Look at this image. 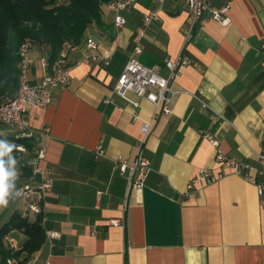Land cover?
Returning <instances> with one entry per match:
<instances>
[{"label":"crops","instance_id":"0c3cea01","mask_svg":"<svg viewBox=\"0 0 264 264\" xmlns=\"http://www.w3.org/2000/svg\"><path fill=\"white\" fill-rule=\"evenodd\" d=\"M209 3L228 7L231 23L222 25L207 9L206 21L187 43L185 0L161 5L139 0L124 12V26L117 27L114 13L103 8L101 23L88 28L79 46L67 48L69 84L53 89L47 108H29L34 129L51 128L42 166L53 181L43 198L47 239L29 264H264V194L242 174L223 168L201 132L212 133L224 153L264 168L258 158L264 151V0ZM154 10L160 19L138 42L143 15ZM90 37L110 58L109 65L79 64ZM137 44L141 61L162 75H168L167 57L190 62L175 82L180 93L172 112L153 124L143 147L152 170L143 189L131 193L124 212L128 179L114 161L118 155L134 161L141 125L156 110L145 97L130 94L140 103L134 108L113 91ZM31 54L30 82L37 83L46 73L42 59L49 58V49L35 45ZM138 110L140 119L134 120ZM99 146L104 155L97 157ZM202 167L225 174L203 188L188 189ZM40 182L39 175L33 185ZM98 191H103L100 207ZM9 208H0V225L13 211ZM124 215V225L110 224ZM49 231L60 236L52 238ZM9 239L17 246L25 236L13 232ZM5 263L0 253V264Z\"/></svg>","mask_w":264,"mask_h":264},{"label":"built area","instance_id":"2783aa9c","mask_svg":"<svg viewBox=\"0 0 264 264\" xmlns=\"http://www.w3.org/2000/svg\"><path fill=\"white\" fill-rule=\"evenodd\" d=\"M55 5L65 4L69 0H46ZM139 0H104L103 8L114 13V22L117 27H122L126 24L127 19L124 12L130 11ZM190 10V24L184 30L185 42H189L194 37L195 29L206 21L205 12L210 9L213 19L220 22L222 25H229L231 17L228 14V7L213 8L210 6L209 0H185ZM161 5L164 0H156ZM160 19L158 10L146 12L143 15L142 27L139 30V38L146 35L151 29L153 22ZM34 44L30 40H25L20 48V75L19 87L15 97L9 102L0 106V129L5 135L11 137L6 140L11 145H14L12 150H15L23 159L28 154V148L23 139L30 140L34 143V152L30 157L29 162L32 168L31 177L16 190L20 191V196L16 197L22 200L26 210L34 214H42L44 221V205L43 198L45 193L53 186V181L49 170L42 166V161L47 157V146L45 139L50 135V126L44 125L41 129H34L31 124V116L29 108L33 107L36 110H42L48 107L52 99L53 89L56 87L67 86L71 80L72 66L68 63L67 49L60 52L59 57L51 62L48 57L42 59V66L46 73L37 83L30 82L31 67L34 64V57L31 54ZM100 45L96 39L90 37L86 40L82 50L80 63H103L110 64V58L99 50ZM264 50V44L262 45ZM143 52L140 44H137L132 52V55L121 73L113 91L127 100L134 108H138L140 103L133 99L130 94H134L139 98L145 97L150 100L156 110L151 119L144 120L141 125L143 139L138 144V153L132 163L124 155H118L115 158V168L119 173L128 179V193L124 201V212L127 210L129 197L132 192L140 191L146 184L148 176L152 170L149 159L143 155V147L150 136L153 124L160 115H167L172 112L173 101L180 93V90L175 87L176 80L180 77L182 67L190 61L187 57L181 56L178 59H165V67L168 70V75H162L158 67L148 66L143 63L140 56ZM264 68V60L262 62ZM134 120L140 119L139 110L133 114ZM210 143L216 148L215 160L225 169L232 173L242 174L243 177L254 183L260 194H264V168L260 169L255 165L239 159L236 156L224 153L218 144L217 138L207 130L201 131ZM95 154L97 157L104 155L103 146H99ZM259 162L264 167V151L258 154ZM225 172L218 174L211 173L209 168L202 167L192 177L188 184V189H193L197 186L203 188L207 185L217 182L224 176ZM41 176V182L38 187L33 185L37 176ZM39 199L35 200V195ZM103 197V191H98L96 196V207H100ZM11 199V198H10ZM9 199V200H10ZM125 214V213H124ZM126 215L123 218L111 219L112 225H124ZM50 237H59L60 234L49 231ZM5 264H16L13 259L8 258ZM46 264H50L47 262Z\"/></svg>","mask_w":264,"mask_h":264},{"label":"trees","instance_id":"16d2710c","mask_svg":"<svg viewBox=\"0 0 264 264\" xmlns=\"http://www.w3.org/2000/svg\"><path fill=\"white\" fill-rule=\"evenodd\" d=\"M104 0H69L55 5L46 0H0V106L12 100L19 87V51L25 40L34 46L49 49V60L54 62L63 49L79 46L88 28L101 23ZM0 129V141L10 139ZM28 148V160L22 168L20 180L27 182L32 168L29 162L34 152V143L23 139ZM20 155L12 150L3 157ZM8 167V166H7ZM24 173V174H23ZM24 182V183H25ZM31 212H22L17 206L9 218L0 225V253L4 259H13L16 264H29L42 249L47 239L42 214L30 217ZM19 232L25 236L22 243L14 246L9 236Z\"/></svg>","mask_w":264,"mask_h":264},{"label":"clouds","instance_id":"9594fccd","mask_svg":"<svg viewBox=\"0 0 264 264\" xmlns=\"http://www.w3.org/2000/svg\"><path fill=\"white\" fill-rule=\"evenodd\" d=\"M14 145L8 142L0 141V208L8 205L10 198L20 196V191L16 190L15 181L18 178V173L15 170L16 161L9 157L6 162L3 160L5 155L12 152ZM7 163L8 167H5Z\"/></svg>","mask_w":264,"mask_h":264},{"label":"rangeland","instance_id":"374dc122","mask_svg":"<svg viewBox=\"0 0 264 264\" xmlns=\"http://www.w3.org/2000/svg\"><path fill=\"white\" fill-rule=\"evenodd\" d=\"M1 129H4V127H1ZM11 158L16 161V163H15V170L18 173V178L15 181V186H16V189H17L19 186H21L25 182V180H23V179L20 180V178H23V176H22V168L21 167H24V165H26V162H27V160H28L29 157L26 156V157H23V159H22L21 157L20 158H17L16 156H13L12 155ZM7 166L8 165L6 163L5 164V167H7ZM9 206H11V208H9V210L10 209H14L17 206L22 212H26V207H25L24 202L22 200L18 199V198H14V199L11 198L9 200V202H8V205L6 207H9ZM31 215H32V213H31Z\"/></svg>","mask_w":264,"mask_h":264}]
</instances>
